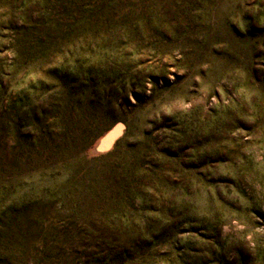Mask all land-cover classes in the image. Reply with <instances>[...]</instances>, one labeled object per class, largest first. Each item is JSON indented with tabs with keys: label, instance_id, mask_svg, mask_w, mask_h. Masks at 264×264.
<instances>
[{
	"label": "rangeland",
	"instance_id": "1",
	"mask_svg": "<svg viewBox=\"0 0 264 264\" xmlns=\"http://www.w3.org/2000/svg\"><path fill=\"white\" fill-rule=\"evenodd\" d=\"M0 264H264V0H0Z\"/></svg>",
	"mask_w": 264,
	"mask_h": 264
},
{
	"label": "bare ground",
	"instance_id": "2",
	"mask_svg": "<svg viewBox=\"0 0 264 264\" xmlns=\"http://www.w3.org/2000/svg\"><path fill=\"white\" fill-rule=\"evenodd\" d=\"M116 131H117V129L114 128L110 132L106 133L103 137H101L96 142V144L94 145V147L92 149H94V150H102L104 148H107L109 146L108 143H109L111 137H113V135L115 134Z\"/></svg>",
	"mask_w": 264,
	"mask_h": 264
}]
</instances>
